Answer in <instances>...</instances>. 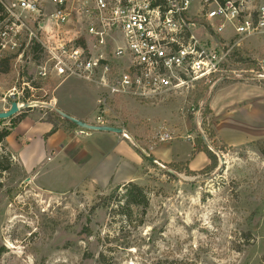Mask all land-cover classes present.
<instances>
[{
  "label": "rangeland",
  "instance_id": "obj_1",
  "mask_svg": "<svg viewBox=\"0 0 264 264\" xmlns=\"http://www.w3.org/2000/svg\"><path fill=\"white\" fill-rule=\"evenodd\" d=\"M235 51L213 81L152 99L111 96L77 78H33L38 88L9 97L11 88L20 90L21 82L33 77L36 59L8 57L10 71L0 72V110L12 101L34 99L33 107L12 117L46 112L56 126L68 127L46 105L58 107L53 101L58 96L86 120L102 116L105 125L124 128L143 162L137 180L108 186L86 181L78 187L73 184L85 171L47 165L40 178L53 190L48 192L27 180L5 141L0 163L9 168L0 169V249H5L0 264H264V130L253 129L252 137L229 145L218 132L224 111L218 118L213 111L205 114L220 86L264 87V79L257 77L264 38H247ZM246 58L256 64L248 68ZM11 122L4 119L0 129ZM164 132L171 139L161 142ZM199 133L216 154L217 167L203 170L211 163L204 153L190 166L194 175H168L170 163H190L191 143ZM176 152L179 159L167 157ZM150 155L153 159L144 157ZM131 183L143 187L137 204H127Z\"/></svg>",
  "mask_w": 264,
  "mask_h": 264
},
{
  "label": "built area",
  "instance_id": "obj_2",
  "mask_svg": "<svg viewBox=\"0 0 264 264\" xmlns=\"http://www.w3.org/2000/svg\"><path fill=\"white\" fill-rule=\"evenodd\" d=\"M251 37L264 38V0H0V60L40 51L33 77L9 97L38 88L33 78H77L111 96L152 99L213 81ZM258 64L264 79V58Z\"/></svg>",
  "mask_w": 264,
  "mask_h": 264
},
{
  "label": "crops",
  "instance_id": "obj_3",
  "mask_svg": "<svg viewBox=\"0 0 264 264\" xmlns=\"http://www.w3.org/2000/svg\"><path fill=\"white\" fill-rule=\"evenodd\" d=\"M241 84L240 87L232 84L220 86L211 99V110L217 118L224 111L221 115L223 119L218 122L220 126L218 132L229 145L238 144L239 138L244 136L252 137V134H255L251 131L253 129L264 130V87ZM233 89L237 92L231 93ZM53 99L58 108L64 112L93 122L75 112H70L60 97L54 96ZM246 104L247 106L244 107L246 111L242 112L240 105ZM4 107L0 111L4 110ZM45 113H41L40 116L32 111H25L22 120L6 139L30 183L43 191L53 192L49 186H44L40 178L47 165H69L70 168L81 173L85 171L73 184L75 187L86 181L98 186L104 184L108 186L137 180L143 158L131 139L112 131L88 130L85 134H77L80 127H71V125L57 126L52 132L54 123L45 118ZM191 146L192 151L194 143H191ZM203 154L204 152L197 151L191 156L189 167L193 166L194 161ZM167 157L180 158L178 152Z\"/></svg>",
  "mask_w": 264,
  "mask_h": 264
},
{
  "label": "trees",
  "instance_id": "obj_4",
  "mask_svg": "<svg viewBox=\"0 0 264 264\" xmlns=\"http://www.w3.org/2000/svg\"><path fill=\"white\" fill-rule=\"evenodd\" d=\"M39 48L38 46L35 47V54L33 55L34 58L36 60H39L40 58V53H39ZM243 62H251V63H248L247 67L248 68H251L252 66H254L256 64V61L253 60V59H250V58H246L244 59ZM11 69V66H10V63H9V59L7 58H4V59H1L0 60V72L2 73H6L8 71H10ZM39 87V86H38ZM31 108V107H29ZM212 110L209 106L206 107V111H205V114H208V113H211ZM20 117H11V125L10 127L8 128H4V129H0V145H2L7 137L10 135L11 133V130L16 127L18 125V123L22 120V118L24 117L23 115H18ZM56 116L58 117V119L60 120H63V121H66L68 122L71 127H78L75 123H73L72 121L68 120V119H65L63 117H61L59 114H56ZM4 119H0V123L3 122ZM50 122L54 123V128L52 129V132L56 130L57 126L55 125V122L51 119H49ZM212 135H214V133H212ZM197 151H202L204 152L207 157L210 159L211 163L206 165L204 167L203 170H206V171H209V170H212L214 168L217 167V163H218V160H217V156L216 154L209 148V146L207 145V143L205 142V140L203 139V137L201 136V133H199L197 135V137H195V140H194V147H193V150L191 151L192 153V156H194L196 154ZM145 158H151L153 159V157L150 155V156H144ZM1 165H4L2 163H0V169L2 170H7L9 167H4V166H1ZM5 165H11L10 162H8L7 164ZM174 171H177V172H181V171H184L185 174L187 175H194L195 170H192L190 169L189 167V161H180V162H172L170 163L169 165ZM168 175L170 176H173L174 174L172 173H169L167 172ZM132 185V188L130 189V192L128 193V200H127V204H137L140 200H139V197L143 195V187L137 183H131ZM116 191L112 192L108 198L109 199H113L114 196L116 195L115 193ZM144 197V196H143ZM110 202V200H109ZM5 249L4 247H2L0 249V258L2 256V254L4 253Z\"/></svg>",
  "mask_w": 264,
  "mask_h": 264
},
{
  "label": "water",
  "instance_id": "obj_5",
  "mask_svg": "<svg viewBox=\"0 0 264 264\" xmlns=\"http://www.w3.org/2000/svg\"><path fill=\"white\" fill-rule=\"evenodd\" d=\"M46 105L49 108L54 109L61 117L68 119V120L72 121L73 123H75L78 127H82V128L88 129V130L112 131V132H116L119 134L124 133V129L121 127L89 123L85 120L79 119L77 117H74V116L64 112L63 110L56 107L52 103H46ZM29 107H32V105L29 103H25V104L20 106V105H18V103L16 101H12L10 108L0 111V119L11 118L13 115L19 113L21 109L29 108ZM155 162H157V161H155ZM168 172L175 174V171L172 169H168Z\"/></svg>",
  "mask_w": 264,
  "mask_h": 264
}]
</instances>
